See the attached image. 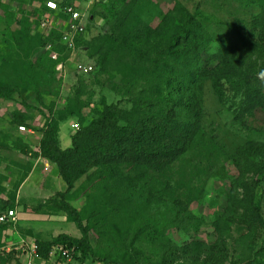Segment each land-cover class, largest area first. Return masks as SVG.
<instances>
[{
  "label": "trees",
  "instance_id": "obj_1",
  "mask_svg": "<svg viewBox=\"0 0 264 264\" xmlns=\"http://www.w3.org/2000/svg\"><path fill=\"white\" fill-rule=\"evenodd\" d=\"M251 2L258 12L252 16L251 33L249 36L240 34L238 43L216 40L207 22L179 1L156 28L150 25L153 5L150 0L94 3L86 31L77 37V47L88 55V44L94 40V53L99 60L95 59L91 73L81 75L88 76L96 69L105 73L116 66L137 71V75L145 71L149 82L139 88L138 79L132 84L125 81L129 86L123 93L129 98L130 108L121 102L105 104L97 110L98 117L87 124L82 119V107L70 111V116L77 117L82 126L66 149L60 146L59 130L60 123L69 119L67 112L58 115L51 112L46 119L41 128L39 150L31 153L57 166L67 190L60 193L61 201H55L56 208L67 213L68 220L76 224L81 236L61 234L53 241L38 239L40 259H49L55 246L66 245L75 247L74 257L79 254L82 261L93 258L105 264H121L111 258L115 250L116 254L126 250L137 261L147 264H199L202 258L204 264H220L226 257L229 234L241 209L249 232L258 226L264 230V206L257 200V191L264 184V160L258 170L260 177L241 185L242 195L235 187L229 192L224 212L213 223L217 240L212 244L197 239L183 245L172 241L168 235L171 229L187 234L199 232L202 220L189 206L192 199L203 197L204 185L200 189L198 183L191 180L186 187L171 190L173 179H165L162 174L173 166L181 170L180 162L192 163V169L210 168L211 164L202 156L208 159L212 152L221 151L216 139L205 138L204 96L208 83L219 102L238 118L264 107V77L261 78V73L264 74V0ZM59 4L64 6L71 2L60 0ZM34 11L40 18L49 13L46 2ZM34 11L32 14H36ZM52 14L59 16L61 21L67 18L61 12L52 11ZM96 19L104 23L98 35H92ZM0 21L6 29L5 55L0 65V97L9 99L21 90L30 89L36 79L44 78L43 69L39 67L42 57L35 62L31 60L36 50L60 44V48L67 51L60 42L61 32L56 25L46 36L32 34L30 18L22 16L17 21L16 13L5 0H0ZM13 24H18L19 28L13 29ZM57 35L59 44L53 40ZM216 42L218 48L212 50ZM23 52L28 53L29 61L27 57L24 59ZM57 62H53L55 68ZM28 80L30 85L26 83ZM34 87L39 92L38 85ZM39 100L44 103L43 97ZM20 114L15 113V121L25 124L26 119ZM123 120L126 123L123 124ZM19 145L16 144L17 148ZM22 145L25 151L29 149L24 143ZM198 149L199 160L186 161L192 151L197 155ZM237 154L234 157L236 165L242 169L247 154L264 156V143L249 142L240 147ZM217 156L215 153V159ZM80 179L84 180L77 188ZM192 186L190 193L194 196L190 197ZM111 189L114 192L108 203L110 214L91 212L88 216L89 220L98 218L94 228L102 245L100 252L91 243L89 221L85 223L81 210L66 198L73 190L88 194ZM126 211H133L132 218ZM8 225L2 223L0 232ZM110 237L116 239V243H109ZM144 242L150 244L152 254L143 249ZM12 254L8 258L0 256V264L16 258Z\"/></svg>",
  "mask_w": 264,
  "mask_h": 264
},
{
  "label": "rangeland",
  "instance_id": "obj_2",
  "mask_svg": "<svg viewBox=\"0 0 264 264\" xmlns=\"http://www.w3.org/2000/svg\"><path fill=\"white\" fill-rule=\"evenodd\" d=\"M46 1L5 0L12 11L16 13L17 21L22 16L30 18L32 34L41 33L46 36L52 29L51 27L56 25V27H59L57 29H59L62 36L64 28L60 24L61 19H59V16L52 15L53 22L48 24L42 20L45 14L40 18L37 11H34V9L42 8ZM89 1L95 3L97 0H70L71 4H77L82 9L88 10L91 16V7L94 3L90 6ZM150 1L153 4L150 16L152 27L156 28L179 1L199 19H204L207 22L216 40L227 39L228 42L232 41L234 43L240 42V34L249 36L252 28V16L258 12V8L251 0ZM33 11L36 14H32ZM95 21L91 31L92 35H98V31L102 30L104 23L102 19H96ZM12 28L18 29L19 25L13 24ZM5 33V25L0 21V65L2 64L1 57L5 55ZM53 40L59 44L58 35ZM60 42H62L61 38ZM59 45L54 47L47 45L45 48H39L31 57L33 62L42 57L39 67L43 69L44 78L36 79L30 89L21 90L9 99L0 97V211L5 210L7 207H15L18 211L16 227L6 226L0 232V256L2 258H8L11 253L14 254H12L14 257L18 256L19 258L22 255V240H25L24 242L29 241L27 243L30 244L37 239L53 241L61 234L73 237L81 236V231L76 224L68 220L67 213L56 208L55 201H61L62 196L60 193L67 190V184L62 179L57 166L46 160V158L34 157L31 153L39 150L42 136L41 128L46 124V119L51 115V112L56 115L63 111L67 112L69 119L61 123V133H69L72 138L82 124L77 117L70 116V111H77L79 107H82V119L84 124H87L93 118L98 117L97 110L102 109L105 104L121 102L126 108H130L131 104L127 102L129 98L125 97L123 93L128 88V83L132 84L138 79L139 83L137 85L141 88L149 82L148 74L145 71L137 75V71L116 66H111L105 73H101L102 70L99 72L96 69L98 72L95 70L88 76H82L75 69L72 52H64ZM95 45L96 42L92 40L88 44V55L84 51L81 53V59L93 63L94 66L95 62L99 60V56L94 53ZM217 48L218 42L214 44L212 50ZM22 55L24 59L27 57V61H29L27 52H23ZM55 61H58L56 68L53 66ZM96 67L98 68V65ZM110 72L112 73L111 76L106 75ZM0 77H2L1 73ZM262 77H264L263 73H261ZM125 81H128V83L125 84ZM26 83L30 85V80ZM35 85H38L39 92L35 89ZM40 96L44 98L43 104L39 100ZM77 97L79 102H77ZM204 111L205 138L207 140L216 139L221 148L220 152H212V156L210 155L208 159L202 156V159L211 164L210 168L194 169V167L192 169L190 166L192 163L180 162L178 164L181 166V170L178 166H173L162 172L165 179L168 177L173 179L171 190L178 186L186 187L191 180L198 183L197 186L200 189L204 185L203 197L196 200L192 199L189 206L190 211L202 220L199 232L187 234L183 230L176 229H171L168 232L172 241L179 245L188 243L193 239L209 244L214 243L217 240V232L213 223L224 212L229 192L235 187L236 192L242 195L241 185L260 177L258 170L260 169L259 166L263 165L261 161L264 160L263 155L247 154L245 156L247 162L245 167L241 169L236 165V159L234 158L238 155L239 148L246 146L249 142L264 143V107L256 108L249 115L238 118L236 113L219 102L210 83H208L205 87ZM16 112H20V115L25 117V125L29 131H19L20 124L15 121ZM70 123L72 126H70ZM124 123L126 122L123 120ZM75 124H78L79 128H76ZM22 138L23 141H21ZM17 143L20 144L18 148ZM22 143L27 145L29 149L25 151L22 148ZM197 151V155L196 152L192 151L194 153L191 152L186 161L193 159L194 162H197L200 150ZM215 153H218L216 159L214 157ZM218 158L219 160H217ZM45 164H49L47 172L41 170ZM36 167L38 168L36 169ZM38 170L40 172H37ZM34 171H36L35 177H40L38 183L36 184L37 180L34 179L31 182L33 186L31 191L20 194L19 190L22 183ZM83 180L80 179L77 182V188ZM197 186H194V188ZM192 189L193 186L189 188L190 197L194 196V193H190ZM113 192V189H111L86 194L82 191L74 193L73 190L66 198V201L73 207L81 210L85 223L87 220L89 221L91 243L100 252L102 245H100V239L96 228H94L98 218L95 217L89 220L88 216L91 212H94V215L100 212L110 214L111 208L108 203ZM257 193V200L264 206V184ZM19 196L24 197L21 202H18ZM126 212L128 217L133 216V211ZM123 214L125 215V212ZM245 220L246 218L241 209L229 234L226 257L220 264H264V230L257 225L258 229L249 232L247 224L244 223ZM109 243H116V239L110 240ZM141 246L148 254H152L149 243L144 242ZM115 251H113L111 258L121 264H147L140 263L133 257L132 253L126 252V250L125 252L120 251L118 254ZM79 256L78 254L67 264H105L99 260L95 262L93 258L82 261ZM199 264H204L203 258Z\"/></svg>",
  "mask_w": 264,
  "mask_h": 264
},
{
  "label": "built area",
  "instance_id": "obj_3",
  "mask_svg": "<svg viewBox=\"0 0 264 264\" xmlns=\"http://www.w3.org/2000/svg\"><path fill=\"white\" fill-rule=\"evenodd\" d=\"M46 6L51 12H61L67 17L64 21H60L61 26L64 28L61 41L65 45L66 51L72 52L73 64L77 72L85 75L91 73L94 69V64L82 60L81 53L83 51L77 47V37L85 33L88 25L89 11L82 9L77 4H66L61 6L56 0H47ZM43 22L48 24L52 23V15L49 14L45 16ZM75 127L79 128V125L75 124ZM18 129L21 132L29 131L25 124L19 125ZM17 219L18 213L16 209L10 208L4 212H0V224H15ZM22 243L21 253L26 256L24 264H67L74 258L76 252L75 247L57 245L51 250L49 259L43 260L38 257V246L36 241L30 244L24 241Z\"/></svg>",
  "mask_w": 264,
  "mask_h": 264
},
{
  "label": "crops",
  "instance_id": "obj_4",
  "mask_svg": "<svg viewBox=\"0 0 264 264\" xmlns=\"http://www.w3.org/2000/svg\"><path fill=\"white\" fill-rule=\"evenodd\" d=\"M58 1H60V0H58ZM97 1H107V0H97ZM65 121H67V120H65ZM64 121V122H65ZM62 123V122H61ZM61 123H60V130H59V140H60V142H61V148L62 149H66V148H68V147H70L71 145H72V138L70 137V135H69V133H61ZM70 126H72L71 125V123H70ZM40 144V143H39ZM47 160V159H46ZM47 166V167H46ZM48 166H49V164H45L44 165V167L41 169L43 172H47V169H48ZM53 167V166H52ZM38 167H36V169H37ZM55 168V167H54ZM37 172H40V170H38ZM36 176V171H34V172H32V174L28 177V179H26L23 183H22V185H21V187H20V194H23V193H25L26 191H31V188H33V186L31 185V182L35 179V181L37 180V182H36V184L38 183V180H39V178L40 177H35ZM29 189H28V188ZM21 198V199H20ZM24 199V197H20L19 196V201L18 202H21L22 200ZM11 209H16L15 207H10ZM10 208H6L5 210H3V211H0V212H4V211H6L7 209H10ZM17 211V210H16ZM17 213H18V211H17ZM17 223H18V219H17V222L15 223V224H10L9 223V225H8V227H16V225H17ZM6 231V230H5ZM38 240V239H37ZM37 240H35V241H37ZM23 241H25V240H22V242ZM22 242H21V244H22ZM26 242H29V241H26ZM8 251H9V249H8ZM25 255H20V259L18 258V256L16 257V258H12L10 261H8V263H4V264H24V262H25Z\"/></svg>",
  "mask_w": 264,
  "mask_h": 264
},
{
  "label": "clouds",
  "instance_id": "obj_5",
  "mask_svg": "<svg viewBox=\"0 0 264 264\" xmlns=\"http://www.w3.org/2000/svg\"><path fill=\"white\" fill-rule=\"evenodd\" d=\"M56 1H57V0H56ZM46 2H47V1H46ZM57 2L59 3V1H57ZM89 2L91 3L90 6H92L93 3H94L93 1H89ZM95 2H96V1H95ZM91 8H92V7H91ZM89 13H90V12H89ZM49 14H50V15H53L52 12L49 10V13L46 14V15H44V16H43V19H44L45 16H48ZM89 18H90V15H89ZM43 19H42V20H43ZM88 23H89V19H88ZM51 26H52V25H51ZM52 27H53V26H52ZM52 27H51V28H52ZM21 125H22V124H21Z\"/></svg>",
  "mask_w": 264,
  "mask_h": 264
}]
</instances>
